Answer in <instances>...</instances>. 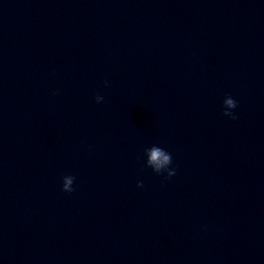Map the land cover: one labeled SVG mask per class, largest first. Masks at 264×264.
I'll list each match as a JSON object with an SVG mask.
<instances>
[{"label": "clouds", "instance_id": "obj_1", "mask_svg": "<svg viewBox=\"0 0 264 264\" xmlns=\"http://www.w3.org/2000/svg\"><path fill=\"white\" fill-rule=\"evenodd\" d=\"M102 97L97 96L96 97V102L100 103L102 101ZM227 104L228 108L234 109L237 106V103L234 99L229 98L225 101ZM224 115L226 116H231L233 119H235L234 116H232L231 112L224 111ZM149 152V164H154L156 165L157 168H159L162 164H169L172 163V156L169 152H165V149L159 148V147H151L150 149L147 150ZM157 175H160L159 172H157ZM175 175V170L171 169L167 173V177L169 178L171 176ZM75 180L74 176L68 175L63 177V185H62V190L67 193H71L74 191L73 187H70V185H73ZM137 187H143L142 183H138Z\"/></svg>", "mask_w": 264, "mask_h": 264}]
</instances>
